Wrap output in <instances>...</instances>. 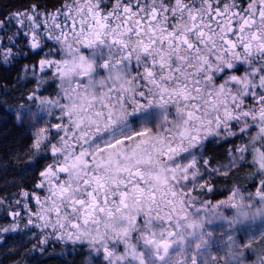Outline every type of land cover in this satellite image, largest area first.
<instances>
[{
	"label": "snow or ice",
	"instance_id": "obj_1",
	"mask_svg": "<svg viewBox=\"0 0 264 264\" xmlns=\"http://www.w3.org/2000/svg\"><path fill=\"white\" fill-rule=\"evenodd\" d=\"M6 17L0 64L28 55L21 37L47 47L23 71L51 70L53 94L29 96L32 190L0 197V238L35 229L33 251L63 243L83 264H264V0H60ZM209 143L231 145L226 163ZM243 166L254 191L201 198L206 177Z\"/></svg>",
	"mask_w": 264,
	"mask_h": 264
},
{
	"label": "trees",
	"instance_id": "obj_2",
	"mask_svg": "<svg viewBox=\"0 0 264 264\" xmlns=\"http://www.w3.org/2000/svg\"><path fill=\"white\" fill-rule=\"evenodd\" d=\"M60 0H0V20H5L6 14L23 11L30 4H43L46 10H53L59 6ZM37 60H15L11 64H0V197L6 202L21 200V186L23 190L31 191L33 172L29 170L24 176L20 175V168L24 160L34 155L28 151L31 145L32 133L27 126L17 123L15 114L10 108L17 107L20 101L32 90L30 84L33 72H25V65L35 64ZM36 70L35 74H37ZM209 156L214 157L213 163L217 162L218 155H224L226 146H216L214 143L207 145ZM47 162V161H43ZM247 167L240 168L241 174L235 172L229 177L218 178L213 181V191L208 197L219 199L231 191L233 185L243 182L244 176L249 172ZM243 177V178H242ZM16 205L9 211L14 210ZM10 217H5L3 207L0 206V225H6ZM30 240L23 236L12 235L5 242L0 243V264H82V256L74 253L71 257L64 255L31 254L26 243ZM33 255V256H32Z\"/></svg>",
	"mask_w": 264,
	"mask_h": 264
},
{
	"label": "rangeland",
	"instance_id": "obj_3",
	"mask_svg": "<svg viewBox=\"0 0 264 264\" xmlns=\"http://www.w3.org/2000/svg\"><path fill=\"white\" fill-rule=\"evenodd\" d=\"M51 75H52V72L51 70H45L44 72H40L38 70V74H32L31 76V84H30V87L32 88V90L30 91V93H28L21 101L20 103L17 105V107H14V108H10V110L12 111L13 114H15L16 116V120H17V114L20 115L21 119L20 120H17V123H20L22 125H25L27 126L28 129H30L31 133H33L35 131V129L31 126V122L28 120V115H29V110H31L32 112H35L37 110V105L39 104V101L38 100H35V99H29V96L33 93V91L36 92V95L37 96H49V95H52L53 94V85H52V82H51ZM37 81H49V83L47 84H42L41 87H39V89H37ZM47 89V91L45 90ZM54 122V121H53ZM42 126V125H41ZM234 143H239L240 141L239 140H234L233 141ZM231 145L229 144V147ZM227 147V149L229 148ZM207 154V153H206ZM223 159L224 161L221 162V163H226L227 162V152L224 153L223 155ZM216 163H219V162H215L213 163V166L216 165ZM247 168H250L249 166H245ZM254 169V168H253ZM252 170V169H250ZM239 171L236 170L232 173H229V175L227 176H223V175H213L211 177H206V179H209L210 180V183L213 187V181L217 180L218 178H222V177H229L230 175H232L233 173ZM249 173L253 172V170L250 172L248 171ZM246 176V175H245ZM245 176H244V180L243 182H239L237 183V185H245L247 186V190L248 191H254L255 189L253 188V183L254 181L249 177L248 179H245ZM243 178V177H242ZM231 191L229 192V194H227L226 196L224 197H220L219 199H213L211 197H208V193L204 194L203 196H201L202 199H206V200H210L212 201L213 203L217 202V201H220V200H224L226 199L229 195H230ZM199 194V192L197 193H194V195H197ZM223 211V209H222ZM225 214H229V213H225ZM223 221H216L214 223V225L212 226L213 228H216L218 225L222 224ZM9 224V223H6V225ZM260 226V222L257 221L256 224L254 225V227H259ZM209 230H212L211 228ZM220 231H223V229H220ZM16 232H10V233H6L4 234L3 236H12V235H15ZM39 241L38 240H34L33 244H38ZM33 244H29V243H26V245H28L30 248V253L35 255V254H39L42 256V254L39 252V250H35L33 251L32 248H33ZM60 243H56L54 245V247L50 246L46 249V254H53V255H64L66 251H64V248L58 246ZM50 250V251H49ZM213 254L215 255V249H213ZM32 255V256H33ZM222 255V254H221ZM82 264H83V261H84V256H82Z\"/></svg>",
	"mask_w": 264,
	"mask_h": 264
},
{
	"label": "flooded vegetation",
	"instance_id": "obj_4",
	"mask_svg": "<svg viewBox=\"0 0 264 264\" xmlns=\"http://www.w3.org/2000/svg\"><path fill=\"white\" fill-rule=\"evenodd\" d=\"M50 11H52V10H50ZM15 30H16L15 27H13V28L8 32V34L11 35L12 32H14ZM27 30H28L27 28L24 29V31H27ZM2 34H3V33H0V35H2ZM27 39H28L27 37H21V38L18 39L17 43H18V46L21 47L25 53H28V55H26V56H19V57H17L15 60L26 61L27 59H31V61H34V60H38L39 58H42L43 55H44V52H47V51H48V48L46 47V48L44 49V52H39V50H36V51H30L29 48L27 47V43H26V42H27ZM53 45H54V42H52V41H48V47H52ZM38 52H39V55L37 54ZM15 60H14V61H15ZM14 61H13V62H14ZM37 74H38V72H37ZM54 122H55V121H54ZM207 145H208V144H207ZM207 145H206V148H207ZM223 145L226 146V149H227V147H229V144H228V143H222V146L216 144V146H219V147H223ZM207 151H208V150H207ZM207 155H208V152H207ZM216 160H217V162H219V163L223 162V161H224V159H223V155H222V154H221V155H218ZM250 169H252V170L254 171V169H253L252 167H250V168H246L247 171H250V172H251L252 170H250ZM237 173L241 174V172H240V168H239V171H237ZM37 194L43 196L44 193H43L42 191H38ZM21 202H22V203L24 202V199H23V198L21 199ZM28 202H29L30 206L33 207V210H35L34 201H28ZM14 210H20V211H21V215H22V216L24 215V211H23V210L18 209L17 207H16ZM14 210H11V211H14ZM25 222H26V220H20L21 227H23V224H24ZM8 223H11V218L9 219V222H8ZM36 231H37V230H35V229H32L31 231H29V230H25L24 232L17 231L15 235H18V237H21V238H23V236H25V237H27V238H30V240H29L27 243H29V244H30V243L33 244L34 240H37V239H35V238L33 237L32 233H33V232H36ZM8 237H11V236H3L2 238H0V243H1V242H5L6 239H7ZM58 246L64 248V251H66L65 254H64L65 257H68V256L71 257V256L74 255V253H75V252L72 251V248H71L70 245H66V244L60 243ZM49 251H50V250H49Z\"/></svg>",
	"mask_w": 264,
	"mask_h": 264
}]
</instances>
